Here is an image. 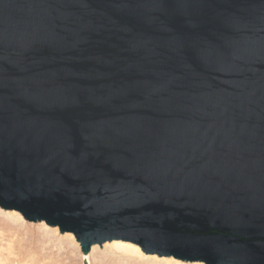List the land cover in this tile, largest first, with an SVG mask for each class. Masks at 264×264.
Instances as JSON below:
<instances>
[{
	"label": "water",
	"instance_id": "obj_1",
	"mask_svg": "<svg viewBox=\"0 0 264 264\" xmlns=\"http://www.w3.org/2000/svg\"><path fill=\"white\" fill-rule=\"evenodd\" d=\"M0 207L264 264V0H0Z\"/></svg>",
	"mask_w": 264,
	"mask_h": 264
},
{
	"label": "rangeland",
	"instance_id": "obj_2",
	"mask_svg": "<svg viewBox=\"0 0 264 264\" xmlns=\"http://www.w3.org/2000/svg\"><path fill=\"white\" fill-rule=\"evenodd\" d=\"M0 209L3 211H11L1 207ZM25 221L26 222H21L23 228L21 227V230L18 231V233L15 230H6L3 225H0V259L6 255L10 256L14 260L12 264H104L103 260L101 259H113L114 257H117L116 259H118L120 255L139 258V256L136 257L135 254L129 253L122 249L119 250L120 248L117 247H104L103 245L105 243L101 245L102 247L96 244L98 245L97 249L99 250L96 249L93 254L92 250H90L88 253H84L81 249L80 243H78L79 246L76 245L75 242L69 243L66 239L67 236H65V233L60 232L59 227H57L58 231L46 234L44 233L45 230L53 231L55 227L47 225L44 221L29 222L26 219ZM41 223H44V225ZM44 236L47 237V240L44 238ZM62 236L64 237V241L60 239ZM154 256H157L156 260L158 261L172 259L178 260L183 264L195 263L176 259L172 256Z\"/></svg>",
	"mask_w": 264,
	"mask_h": 264
},
{
	"label": "bare ground",
	"instance_id": "obj_3",
	"mask_svg": "<svg viewBox=\"0 0 264 264\" xmlns=\"http://www.w3.org/2000/svg\"><path fill=\"white\" fill-rule=\"evenodd\" d=\"M21 222H26V221L22 217V214L19 211H16V210L3 211L2 209H0V225H3V227L6 230H12V231L15 230L18 233V231L21 230V227L23 228ZM41 224L44 225V223H41ZM56 231H58L57 227H55V229L53 231L45 230L44 233L47 234V233H53V232H56ZM65 236H67L66 239L68 240L69 243L70 242H75L76 245L79 246V244H78L79 242L74 237L73 233H69V232L65 233ZM44 238L47 240L46 236H44ZM60 239L64 241V237L63 236ZM103 246L104 247H109V246L117 247V248H120L119 250L122 249V250H125V251L129 252V253L135 254L136 257L139 256V258H132L130 256L126 257V256H123V255H120L118 257V259H116L117 257H114L113 259H110V258L105 259V258H103L101 260H103L104 264H145V263L183 264L182 262H180L178 260H172V259H164L163 261H158V260H156L157 256L146 255V253H144V251L140 248V246H138L137 244L131 243V242L115 240V241H112V242H106ZM97 247H98V245L92 246V249H91L92 250V254L97 249ZM97 250H99V249H97ZM13 261L14 260L10 256L6 255L2 259H0V264H12ZM191 264H205V263H203V262H195V263H191Z\"/></svg>",
	"mask_w": 264,
	"mask_h": 264
}]
</instances>
